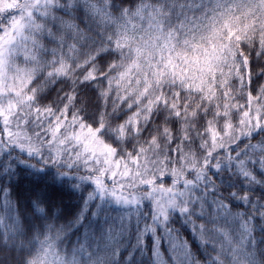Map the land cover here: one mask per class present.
<instances>
[{
    "label": "snow or ice",
    "instance_id": "1",
    "mask_svg": "<svg viewBox=\"0 0 264 264\" xmlns=\"http://www.w3.org/2000/svg\"><path fill=\"white\" fill-rule=\"evenodd\" d=\"M0 264H264V0H0Z\"/></svg>",
    "mask_w": 264,
    "mask_h": 264
},
{
    "label": "trees",
    "instance_id": "2",
    "mask_svg": "<svg viewBox=\"0 0 264 264\" xmlns=\"http://www.w3.org/2000/svg\"><path fill=\"white\" fill-rule=\"evenodd\" d=\"M79 23H81V25H84V23H85V21H84V17H83L82 14H81V16H80ZM128 147L130 148L131 145H128ZM194 243H195V241H193V244H194Z\"/></svg>",
    "mask_w": 264,
    "mask_h": 264
},
{
    "label": "rangeland",
    "instance_id": "3",
    "mask_svg": "<svg viewBox=\"0 0 264 264\" xmlns=\"http://www.w3.org/2000/svg\"><path fill=\"white\" fill-rule=\"evenodd\" d=\"M212 135H213V137H215L216 133H215V132H213V133H212Z\"/></svg>",
    "mask_w": 264,
    "mask_h": 264
}]
</instances>
